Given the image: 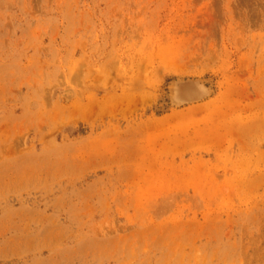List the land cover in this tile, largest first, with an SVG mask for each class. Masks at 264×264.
<instances>
[{
    "label": "rangeland",
    "instance_id": "rangeland-1",
    "mask_svg": "<svg viewBox=\"0 0 264 264\" xmlns=\"http://www.w3.org/2000/svg\"><path fill=\"white\" fill-rule=\"evenodd\" d=\"M0 264H264V0H0Z\"/></svg>",
    "mask_w": 264,
    "mask_h": 264
},
{
    "label": "bare ground",
    "instance_id": "bare-ground-1",
    "mask_svg": "<svg viewBox=\"0 0 264 264\" xmlns=\"http://www.w3.org/2000/svg\"><path fill=\"white\" fill-rule=\"evenodd\" d=\"M176 93L178 97L186 96H199L206 92L205 87L200 83H188V82H181L176 88Z\"/></svg>",
    "mask_w": 264,
    "mask_h": 264
}]
</instances>
